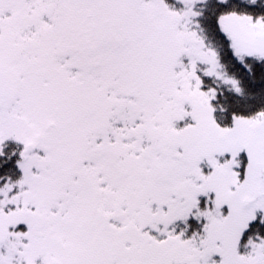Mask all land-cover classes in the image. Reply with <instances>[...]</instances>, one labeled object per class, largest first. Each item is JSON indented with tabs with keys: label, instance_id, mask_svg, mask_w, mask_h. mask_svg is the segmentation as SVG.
<instances>
[{
	"label": "snow or ice",
	"instance_id": "snow-or-ice-1",
	"mask_svg": "<svg viewBox=\"0 0 264 264\" xmlns=\"http://www.w3.org/2000/svg\"><path fill=\"white\" fill-rule=\"evenodd\" d=\"M0 264H264V0H0Z\"/></svg>",
	"mask_w": 264,
	"mask_h": 264
}]
</instances>
